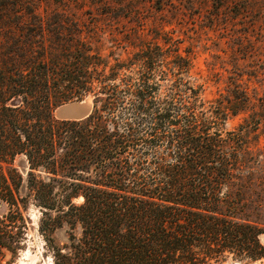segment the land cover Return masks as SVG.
<instances>
[{
    "label": "trees",
    "instance_id": "trees-1",
    "mask_svg": "<svg viewBox=\"0 0 264 264\" xmlns=\"http://www.w3.org/2000/svg\"><path fill=\"white\" fill-rule=\"evenodd\" d=\"M97 30L66 6L0 0V246L32 203L53 264L264 258L262 166L248 124L224 129L246 92L205 100L169 32L122 54ZM88 97L86 117L54 116Z\"/></svg>",
    "mask_w": 264,
    "mask_h": 264
},
{
    "label": "rangeland",
    "instance_id": "rangeland-1",
    "mask_svg": "<svg viewBox=\"0 0 264 264\" xmlns=\"http://www.w3.org/2000/svg\"><path fill=\"white\" fill-rule=\"evenodd\" d=\"M34 1L41 7H69L82 22H94L106 47L119 46L117 53L124 54L120 46L130 51L156 38L161 43L158 32H169L182 41L181 50H191V75L202 84L201 96L205 100L228 96L234 84L244 90L249 100L247 107L230 115L224 129L248 124L246 145L250 156L260 161L263 174L252 188L264 201V0ZM102 53L107 54L108 49ZM81 105L91 111V98H85ZM54 116L60 117L58 108ZM15 165L21 169V157ZM7 211L8 205L0 200V219ZM23 216L26 228L11 229L12 236L6 240L13 249L0 246V264H53L52 251L38 229V208L30 203ZM257 220L264 226V208ZM260 241L264 245V234ZM222 264L246 263L228 260ZM250 264H264V258Z\"/></svg>",
    "mask_w": 264,
    "mask_h": 264
},
{
    "label": "water",
    "instance_id": "water-1",
    "mask_svg": "<svg viewBox=\"0 0 264 264\" xmlns=\"http://www.w3.org/2000/svg\"><path fill=\"white\" fill-rule=\"evenodd\" d=\"M83 102L84 99L79 101H70L67 102L68 106H65L64 104L67 105V103H64L56 107L58 108L60 114V117H58V119H81L86 117L90 113V111H86L85 107L81 105V103Z\"/></svg>",
    "mask_w": 264,
    "mask_h": 264
}]
</instances>
